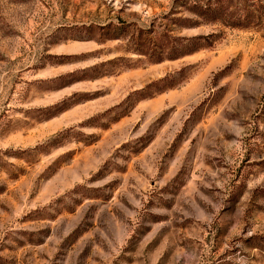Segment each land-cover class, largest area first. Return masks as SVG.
Here are the masks:
<instances>
[{
  "label": "rangeland",
  "instance_id": "obj_1",
  "mask_svg": "<svg viewBox=\"0 0 264 264\" xmlns=\"http://www.w3.org/2000/svg\"><path fill=\"white\" fill-rule=\"evenodd\" d=\"M180 3L0 0V264H264V0Z\"/></svg>",
  "mask_w": 264,
  "mask_h": 264
},
{
  "label": "trees",
  "instance_id": "obj_2",
  "mask_svg": "<svg viewBox=\"0 0 264 264\" xmlns=\"http://www.w3.org/2000/svg\"><path fill=\"white\" fill-rule=\"evenodd\" d=\"M189 1V2H188ZM228 0H180V6L195 15L202 21L218 22L224 26H240L245 16L237 15L230 11L226 3ZM197 24V23H195ZM213 35H195L192 37H181L175 40L174 51L177 54H190L203 47H209L213 43ZM101 65H104L102 63ZM94 66L92 69H96Z\"/></svg>",
  "mask_w": 264,
  "mask_h": 264
}]
</instances>
